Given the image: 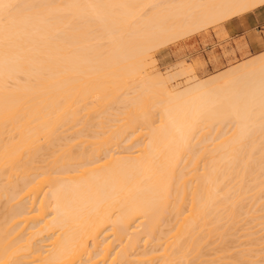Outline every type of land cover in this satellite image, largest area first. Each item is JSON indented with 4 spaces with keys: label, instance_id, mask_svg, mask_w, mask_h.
<instances>
[{
    "label": "bare ground",
    "instance_id": "1",
    "mask_svg": "<svg viewBox=\"0 0 264 264\" xmlns=\"http://www.w3.org/2000/svg\"><path fill=\"white\" fill-rule=\"evenodd\" d=\"M261 5L0 0V264H189L264 226V51L152 69L168 37Z\"/></svg>",
    "mask_w": 264,
    "mask_h": 264
},
{
    "label": "rangeland",
    "instance_id": "2",
    "mask_svg": "<svg viewBox=\"0 0 264 264\" xmlns=\"http://www.w3.org/2000/svg\"><path fill=\"white\" fill-rule=\"evenodd\" d=\"M227 21L228 20L223 21L222 23L216 25H209V26L207 25L208 27L205 25L206 28L205 26H202V29L200 27V29L194 31V33L193 32L186 33L185 31L187 35L182 34L183 36H181V33L180 34L178 33L179 35L175 34L176 36H178L177 39L176 37L170 36L167 39H165L166 42L163 40L164 44L161 43L156 47H154L155 49L153 48L152 50L153 58L155 59V63L152 66V69L155 70L154 72L157 71L161 74H166V72L171 71L172 68H174L172 70L173 72L174 70L177 71L178 69H180L179 68L180 66L174 67V65L176 66L177 63L183 62L186 66L189 65L188 63L192 64L196 74L199 76L198 78L205 79L209 76L215 75L216 73H220L221 70L223 71V69H227L229 68V66L231 67L234 64H237L249 57L255 56L256 54L264 51L262 50L257 53L248 51L245 54L242 53L237 55L230 41V36L224 29V24ZM185 78H186L185 75L184 76L177 75V77H175V80H173L171 83L172 85H177L179 87H182L185 85V80H186ZM178 84H182V85H178ZM246 217L249 218L248 216ZM246 217H245V222L243 221L244 215L242 216V218H240V220L242 221L241 222L238 221V223L239 222L240 223L237 225H239L241 229L234 228V230L233 229L232 230L238 236L244 235L245 234L244 231L253 232L255 230L256 233L254 234L253 238H252V234H249L250 236H248L247 234V237H241L239 239L236 235L235 237L234 235H232L233 234L232 230L228 229L230 236L228 232H227L228 236L227 235H224V237L223 235L221 236L223 245L222 242H220L221 241L220 237L217 236V238L220 240L219 241L220 244L219 242H217L218 241L217 240L215 242H217L218 244L215 243L211 245L212 247L207 246V250H204V252L206 251L207 255L201 257L202 261L197 260L190 262L189 264H236L235 259L237 258V256L239 257L238 254H240L243 249H244L243 252L248 251L249 254L248 256H245L246 260L242 264H264V251L262 250L264 243H257L258 246L255 245L256 237H260V236L264 237V229H263L264 226L262 224L261 225L257 224V222L254 221L249 225L251 226V228L252 226H254L253 227L254 229H249L248 227H246L249 224V223L246 224L247 223ZM224 222H222V224ZM243 222L245 223V226L242 228V226L244 225ZM245 228H247L248 230L247 229L245 230ZM237 229H238V233L235 231ZM225 230L226 228L224 229V231ZM224 231L223 233L226 234V231L225 232ZM230 231L232 232V234ZM223 239L225 240V242L223 241ZM249 239L251 240V242H253L252 244L254 245L248 244L247 240ZM241 243H245V244L241 245ZM246 243L248 244V246ZM224 244L225 247H223ZM258 249L260 251H256ZM161 252L162 251H160L159 254H161Z\"/></svg>",
    "mask_w": 264,
    "mask_h": 264
},
{
    "label": "crops",
    "instance_id": "3",
    "mask_svg": "<svg viewBox=\"0 0 264 264\" xmlns=\"http://www.w3.org/2000/svg\"><path fill=\"white\" fill-rule=\"evenodd\" d=\"M224 29L237 55L264 50V5L231 18Z\"/></svg>",
    "mask_w": 264,
    "mask_h": 264
}]
</instances>
